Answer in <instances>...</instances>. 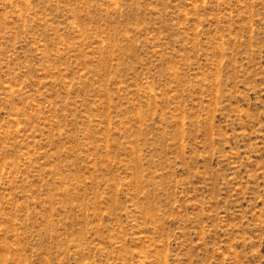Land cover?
<instances>
[{
	"label": "rangeland",
	"instance_id": "rangeland-1",
	"mask_svg": "<svg viewBox=\"0 0 264 264\" xmlns=\"http://www.w3.org/2000/svg\"><path fill=\"white\" fill-rule=\"evenodd\" d=\"M0 264H264V0H0Z\"/></svg>",
	"mask_w": 264,
	"mask_h": 264
}]
</instances>
